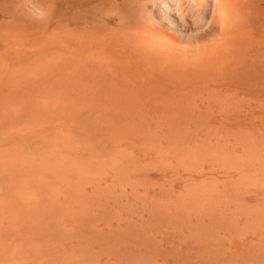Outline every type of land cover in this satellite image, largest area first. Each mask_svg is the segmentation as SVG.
Returning <instances> with one entry per match:
<instances>
[{"label":"rangeland","instance_id":"374dc122","mask_svg":"<svg viewBox=\"0 0 264 264\" xmlns=\"http://www.w3.org/2000/svg\"><path fill=\"white\" fill-rule=\"evenodd\" d=\"M139 1L0 0V264H264V0Z\"/></svg>","mask_w":264,"mask_h":264},{"label":"bare ground","instance_id":"6f19581e","mask_svg":"<svg viewBox=\"0 0 264 264\" xmlns=\"http://www.w3.org/2000/svg\"><path fill=\"white\" fill-rule=\"evenodd\" d=\"M210 2L211 4H208L207 0H140L136 6V14L138 21L145 28L156 27L158 20L161 21L166 29V39L175 42L176 36L183 33L182 26L187 22V19L198 25L205 21L206 14H211L217 0H210ZM236 252L237 249L235 248L233 254ZM51 258L50 249V264H53ZM227 263L256 264L252 260L242 262L235 255L230 257ZM201 264L213 263L203 260Z\"/></svg>","mask_w":264,"mask_h":264}]
</instances>
